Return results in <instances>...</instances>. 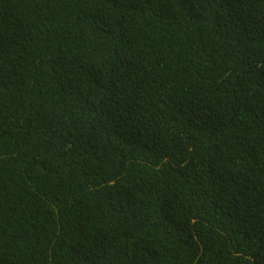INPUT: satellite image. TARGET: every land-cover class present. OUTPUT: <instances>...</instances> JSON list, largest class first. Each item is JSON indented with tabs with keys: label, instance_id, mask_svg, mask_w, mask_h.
<instances>
[{
	"label": "trees",
	"instance_id": "obj_1",
	"mask_svg": "<svg viewBox=\"0 0 264 264\" xmlns=\"http://www.w3.org/2000/svg\"><path fill=\"white\" fill-rule=\"evenodd\" d=\"M0 264H264V0H0Z\"/></svg>",
	"mask_w": 264,
	"mask_h": 264
}]
</instances>
